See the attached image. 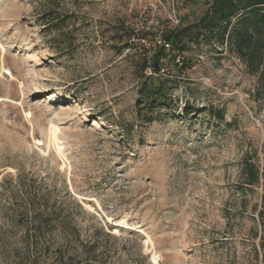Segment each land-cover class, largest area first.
<instances>
[{
	"label": "rangeland",
	"instance_id": "obj_1",
	"mask_svg": "<svg viewBox=\"0 0 264 264\" xmlns=\"http://www.w3.org/2000/svg\"><path fill=\"white\" fill-rule=\"evenodd\" d=\"M209 1L0 0V264H264L258 76L227 41L150 65Z\"/></svg>",
	"mask_w": 264,
	"mask_h": 264
},
{
	"label": "trees",
	"instance_id": "obj_2",
	"mask_svg": "<svg viewBox=\"0 0 264 264\" xmlns=\"http://www.w3.org/2000/svg\"><path fill=\"white\" fill-rule=\"evenodd\" d=\"M187 18L188 16H184L183 19ZM161 38L171 44L169 51L178 53L186 50L188 40L198 42L204 39L221 44L227 41L245 63L248 71L258 76V94L264 93V0H210L197 21L165 31ZM169 51L163 45L154 48L150 62L154 71H161V61L168 57ZM163 92L162 84L154 83H145L141 90L142 95L150 101V108L162 101ZM210 111L223 118V114L213 106ZM242 170L247 185H261L264 190V173L260 172L254 161L245 158ZM259 215L264 234V192ZM263 234L260 245L264 251Z\"/></svg>",
	"mask_w": 264,
	"mask_h": 264
},
{
	"label": "bare ground",
	"instance_id": "obj_3",
	"mask_svg": "<svg viewBox=\"0 0 264 264\" xmlns=\"http://www.w3.org/2000/svg\"><path fill=\"white\" fill-rule=\"evenodd\" d=\"M2 69V68H1ZM51 133H52V136H53V138L55 139V140H57L58 138H57V133H58V130H59V128L57 127V126H55L54 124L51 126ZM58 148H59V150L61 149V147L59 146V143H58ZM122 223V226H123V224H125V221H121ZM124 226H128L127 224H125ZM153 259L154 260H157V256L156 255H153Z\"/></svg>",
	"mask_w": 264,
	"mask_h": 264
},
{
	"label": "built area",
	"instance_id": "obj_4",
	"mask_svg": "<svg viewBox=\"0 0 264 264\" xmlns=\"http://www.w3.org/2000/svg\"><path fill=\"white\" fill-rule=\"evenodd\" d=\"M158 43H159V45H163V46H165V48H166L167 51H169L170 48H171V44L168 43V42H166V41L163 40L162 38H159V39H158ZM180 59H181V58H180V55L177 56V61H178V62L181 61ZM161 71H164V68H161Z\"/></svg>",
	"mask_w": 264,
	"mask_h": 264
}]
</instances>
